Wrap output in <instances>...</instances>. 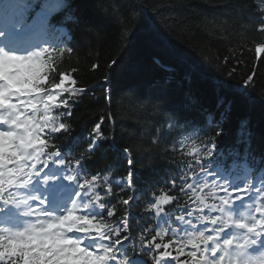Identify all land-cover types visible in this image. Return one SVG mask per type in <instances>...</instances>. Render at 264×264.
Segmentation results:
<instances>
[{
    "label": "trees",
    "instance_id": "obj_1",
    "mask_svg": "<svg viewBox=\"0 0 264 264\" xmlns=\"http://www.w3.org/2000/svg\"><path fill=\"white\" fill-rule=\"evenodd\" d=\"M42 12L30 40L59 56L55 82L62 72L76 81L67 87L84 89L72 99L62 94L69 106L55 111L69 127L54 134L53 150L85 178L98 175V190L115 206L106 220L123 229L129 217L120 232L132 243L127 250L186 217L193 201L185 181L201 170L197 159L264 182V51L255 52L264 43V0H0V17L23 28ZM96 124L103 139L90 152ZM103 175L122 181L111 184V196ZM160 195L176 199L157 217L149 205ZM176 247L171 257L187 260Z\"/></svg>",
    "mask_w": 264,
    "mask_h": 264
},
{
    "label": "clouds",
    "instance_id": "obj_2",
    "mask_svg": "<svg viewBox=\"0 0 264 264\" xmlns=\"http://www.w3.org/2000/svg\"><path fill=\"white\" fill-rule=\"evenodd\" d=\"M35 52L26 55L8 54L21 57L33 56L35 60L43 63L46 70L51 69L52 64L60 59L55 51L47 53L45 57L35 56ZM31 67V63L25 65L23 61L12 62L11 67L0 65V84L3 85V88H0V132L11 134L0 136V203L22 209V215L29 218L21 230L0 226V245H3L5 252L20 246L10 244V240L27 243L25 237L13 235L18 231H26L31 237L34 229H44L36 234L49 238H59L60 234H63L72 238L73 231L91 227L75 215L77 206L75 202L82 196L88 197L82 205L88 207L93 205L97 199L95 189L98 185L93 183L81 187L80 181L83 176L79 169L67 165L61 152L53 150L57 147L53 143L54 134L58 132L64 114L56 112L53 105L44 99L45 92L41 90L43 82H38V79L34 80L31 74L25 71L26 68ZM5 73L8 75L5 76ZM68 127L69 125H67V129ZM50 164L62 167L61 175L64 180L75 186L74 195L66 206L59 210V213L47 210L45 200L41 198L40 193L30 191L35 181L39 180L43 184L54 178L50 175L42 176ZM248 183L250 184L251 181ZM219 187V182L216 179L209 182L207 175L192 187L189 196L197 210L195 217L197 223L212 224L217 219L213 213H218V205L223 203L230 206L232 204L223 196L217 195ZM34 203L37 206H34ZM156 211L157 213L163 211L162 205H158ZM68 213L73 214L68 215ZM225 215L226 219L220 221L219 227L215 230L216 236H220L225 231V224L237 229L233 223L237 219H234L230 213ZM253 216L254 213L251 216H242L241 219H238L246 222L245 228L239 229L243 230L240 239L231 236L229 237L232 239L230 244H224L223 240L211 241L216 255H213L212 249L199 247L209 243V237L204 234L207 229L181 232L178 240L182 237L183 245L187 246L191 243L197 246L200 256L199 259H193L191 264H264V249L252 253L249 251L252 245H249L248 248L237 246L238 243L243 242L246 236H254V233H247V226L254 224ZM50 225L51 227H49ZM106 226L111 228L110 223ZM173 230L175 231V228ZM160 231L163 233L165 227L161 226ZM255 239H259V237H255ZM113 255V253L104 252L100 264H107ZM9 264H21L20 258H10Z\"/></svg>",
    "mask_w": 264,
    "mask_h": 264
},
{
    "label": "snow or ice",
    "instance_id": "obj_3",
    "mask_svg": "<svg viewBox=\"0 0 264 264\" xmlns=\"http://www.w3.org/2000/svg\"><path fill=\"white\" fill-rule=\"evenodd\" d=\"M261 32H264V25H262L259 29ZM54 51L51 48L43 47L40 50H37L34 55L45 57L47 53ZM61 52L64 51V49H60ZM264 51V43H258L255 47V52L257 54ZM16 61H23L25 65L31 63V68H26L25 71L31 74L32 78L34 80L38 79V82H43L42 91L45 92L44 99L49 101L53 107L54 110L61 109V108H67L69 106V101L62 98V94L67 93L69 96V99L74 98L78 93H82L84 89H77L75 87H67L66 82L71 85H75L76 81L71 78L70 75H65L64 73L59 74V82H55L54 77L50 75V73L55 72L56 69L53 67V64L51 66V69L46 70L43 67V63L41 61H37L34 59L33 56L28 57H21L16 55H9L8 53L4 52L2 49H0V65H7L9 67L12 66V62ZM43 73V75H41ZM8 73H5V76H7ZM253 77L249 76L248 81H252ZM0 88H3V85L0 84ZM7 103V101H5ZM63 113V112H60ZM64 114V113H63ZM63 117V116H62ZM171 127V125H170ZM61 131H67V124L62 122L58 129V132ZM93 133L95 134L96 139L92 141V143L89 146V151H94L97 143L103 139V135L101 132V124H96L93 128ZM11 135L10 133L0 132V136H7ZM125 152H128V149L124 150ZM193 151L197 152V157L199 156V152L197 149H193ZM212 152V149H209L205 155H210ZM77 165L80 164V161H76ZM197 163H199V160L197 159ZM131 173L127 177L129 184L131 183ZM201 180V177H195L193 184H188L185 181V187L192 191V187L195 186L196 183H199ZM96 184L98 185L95 189L97 193V199L96 202L88 207H83V201L85 199H88V197L82 196L81 198H78L76 203V209H75V215L79 216L82 221L91 227L88 228H82L78 231H73V233H78L79 235H72V238H68L67 236H64L63 234H60L59 238H49L47 236H40L37 235V232L44 231V229H34L32 232L31 237L28 236L26 231H18L16 233H13L14 236L17 237H25L24 241H18V240H10L9 243L13 245H20L17 247L12 248L11 250L5 252L3 249V245H0V264H9L10 258L15 259L17 257L20 258L21 264H100V260L102 259V254L104 252L113 253V257L107 261V264H121V261H123V264H131V258L128 257L127 251L123 250L122 248V241L120 239V232L121 230L127 232L129 230V217L125 216L121 221L120 224L123 225V229H121L119 226H114V224L108 220H106L104 213H107V217L111 218L115 215L114 207L115 206H108V202L105 201L103 198L104 194L100 193L98 191L100 187V183H98V175H91V178H85L83 179V182H81V187H84L89 184ZM101 183L107 184V192L106 194L108 196L112 195V187L111 184H121L122 181H110V178L108 175H103ZM249 186L245 185L244 190L245 192H237L236 196L237 199L241 198V195L246 193ZM264 190H258V196L261 200H264ZM187 194V193H185ZM232 192H229L227 188H225V195H222L225 200L232 201ZM134 197H129V199H124L122 203L124 205H129V201L133 199ZM176 199L174 196L170 195H160L156 198L155 203H151L149 207L155 211L156 216H160L164 212L160 211L157 213L156 209L158 205H168L171 202H173ZM191 199V198H190ZM226 204H219L218 205V213L219 215H213L214 217H217L216 220L212 222L211 225L213 227L210 230L211 234L208 233V230L204 232L205 235L209 237V243L207 245H200V248L204 249H212L213 255H216V250L212 247L211 241L213 240H223L224 244H230L232 243L231 238H222V236H216L215 230L219 227V222L226 219V213H229L226 211ZM97 209L100 211V215L95 214H89L90 209ZM191 213V214H190ZM73 213H68V215H72ZM197 214V210L194 208L191 211L187 212V218L183 215L177 216L176 220L179 221L181 224L184 225H190L191 230L189 231H203L200 230V227L198 225H201L197 223L195 217ZM256 214H259L257 217ZM194 217V219H193ZM254 224L247 226V233L252 234L254 233V236H246L242 243H238L237 246L241 248H248L249 245L256 246L258 242L261 239H264V202L256 203L255 209H254V216H253ZM110 223L111 228H108L106 225ZM235 227L237 229H244L246 226V222L244 220H234L233 221ZM257 225H260V227H257ZM51 227V225L49 226ZM225 230L229 228L228 224L224 225ZM161 229V227H160ZM174 227H168L165 228V231L161 233V231H157L155 233V236L152 237L151 240H148L145 247L148 250H151L152 248L155 249H161L163 248L165 251L160 254V256H154L153 259L156 261V264H171L170 261H162L163 257H169L171 256V253L168 251L169 246L171 243H175L178 246L176 247L175 251L177 253V256H184L186 255L188 257L185 261H179L178 264H191L193 259H199L200 253L197 250V246L192 245L191 243L187 246L183 245L182 243V237L181 239H177L175 241H169V243H163V240L165 236L170 231L173 236H179L181 232L184 231H178L177 228H175V231L173 230ZM206 229V228H205ZM159 237L161 243H155L153 244V241ZM255 237H259V239H255ZM125 239H128L126 237ZM85 241H90L91 243H85ZM140 241L143 243L145 241V237L143 235L140 236ZM254 241V242H253ZM190 247V251L185 252L186 248ZM251 247V248H252ZM260 249H264V246H262ZM118 253L119 257L118 258ZM26 254V255H25ZM207 254V253H206ZM126 258V259H125ZM172 259H177V257H172Z\"/></svg>",
    "mask_w": 264,
    "mask_h": 264
},
{
    "label": "rangeland",
    "instance_id": "obj_4",
    "mask_svg": "<svg viewBox=\"0 0 264 264\" xmlns=\"http://www.w3.org/2000/svg\"><path fill=\"white\" fill-rule=\"evenodd\" d=\"M93 210L99 212V210H97V209H95V208H93Z\"/></svg>",
    "mask_w": 264,
    "mask_h": 264
}]
</instances>
